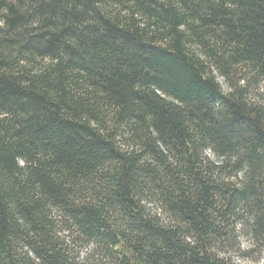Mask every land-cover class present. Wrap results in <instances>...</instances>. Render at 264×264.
<instances>
[{"label":"trees","instance_id":"obj_1","mask_svg":"<svg viewBox=\"0 0 264 264\" xmlns=\"http://www.w3.org/2000/svg\"><path fill=\"white\" fill-rule=\"evenodd\" d=\"M262 83L264 0H0V264L264 247Z\"/></svg>","mask_w":264,"mask_h":264},{"label":"rangeland","instance_id":"obj_2","mask_svg":"<svg viewBox=\"0 0 264 264\" xmlns=\"http://www.w3.org/2000/svg\"><path fill=\"white\" fill-rule=\"evenodd\" d=\"M223 86L225 87L224 84ZM258 90L264 94L263 83L260 84ZM242 220L237 221L235 231L231 234L233 238L228 243H217L215 249L220 254L231 257L236 264H263L264 247H260L251 240L244 220ZM88 250L89 248L79 249L80 258H83Z\"/></svg>","mask_w":264,"mask_h":264}]
</instances>
